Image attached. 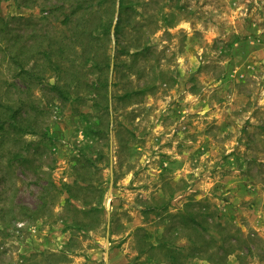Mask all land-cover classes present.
I'll return each instance as SVG.
<instances>
[{"label": "rangeland", "instance_id": "1", "mask_svg": "<svg viewBox=\"0 0 264 264\" xmlns=\"http://www.w3.org/2000/svg\"><path fill=\"white\" fill-rule=\"evenodd\" d=\"M94 16L109 67L77 79ZM0 18V96L42 111L0 147V264H264V0H0ZM43 36L69 73L21 78L6 54Z\"/></svg>", "mask_w": 264, "mask_h": 264}, {"label": "trees", "instance_id": "2", "mask_svg": "<svg viewBox=\"0 0 264 264\" xmlns=\"http://www.w3.org/2000/svg\"><path fill=\"white\" fill-rule=\"evenodd\" d=\"M75 15V10H73L71 12V14L66 15L65 16V20L66 21H72V15ZM73 15V16H74ZM119 19H117V22L115 23V25L113 26V21H112V17L107 20V22L104 25H100L101 27V31L99 33H97L96 31L98 30V26L97 25V18L96 16H94L93 20L90 22V24L94 23V27L93 29H84V32L80 31L79 35H76L74 38V42H76V46H77V50L79 51V57L81 56L82 60H80L79 66L76 68L79 71H77L74 75L75 78L77 79H81L82 77H78L79 73L83 71V69L85 70V66L87 64L88 61L91 62V66L92 64H94L93 69L96 70L97 72V78H103V74L104 73V69L109 67V55L106 54L105 52V47L103 50L102 55H104V58H102L100 61L97 54H98V50H94V48L91 45V42L95 41V42H99L102 41L103 43H107L110 41V32H111V28L113 26V30H114V34L118 35L119 29H120V14L118 16ZM0 23H2V19L0 18ZM89 24V25H90ZM84 38V39H83ZM47 41L45 42V45L43 44V41ZM34 40L31 44H27L25 42V44L22 45V47L17 50V52L12 55V51H8L9 53L6 54L7 57V61L9 62V64H14L15 66H17L19 68V71L21 73L22 76H20L21 78H28V77H32V78H37L38 81L42 78L41 75H38L40 70L43 68H49L50 72H57V74L61 77V74L63 73H69L70 70V65L67 67L63 64V61L65 59V55L66 52L64 50V45L63 40L60 38L59 40H55L53 41V39H45V36L42 37L41 40ZM42 43V44H41ZM37 44V45H36ZM42 46V47H41ZM8 47H12V44L8 42V44L5 46L6 50H8ZM26 54V55H25ZM26 56V57H25ZM31 56V57H29ZM33 59L32 64L29 67L27 66V62L30 59ZM10 60V61H9ZM72 67H76L77 65H73L71 64ZM75 69V70H76ZM74 70V69H73ZM59 72V73H58ZM85 74V73H84ZM99 79V78H98ZM22 80V79H21ZM103 82L102 80H99V82ZM85 85L88 86H95V83H88V82H84L82 81ZM3 84L8 85V83L2 82ZM23 88L26 89H30L29 84L26 83L25 81H22ZM40 83V82H39ZM80 85V84H79ZM100 87H97L96 90H99L98 92L95 93L98 95L97 97L100 98H104L106 99V101L108 102V97L103 96L102 93V88H105V83H101ZM10 86V85H9ZM5 87L7 89H9L6 86H2ZM50 88L52 90H54L55 92H57L58 97L61 99L66 100L67 97V91H64L62 85H60L57 81L52 83L50 85ZM75 88V87H73ZM8 91V90H6ZM10 91V90H9ZM4 98H2V95L0 96V147L2 146L3 142L6 141L8 139V137L10 135H14V134H21L23 131V127L26 126L25 123H23L24 121L28 122V124H32L34 122L33 120V116L36 115V113H41L42 111L38 110H33V113L31 111L28 110V108H25L28 105H25V101L24 103L21 102L18 105H16L14 107L13 103H11V101H6L3 100ZM98 103H96L97 105ZM31 106V105H30ZM34 106L32 105V108ZM24 108V109H23ZM35 108V107H34ZM32 113V114H31ZM36 117V116H35ZM22 131V132H21ZM19 134V135H20ZM17 138V140H20V136H15ZM68 191V189H67ZM69 198H73V199H79L77 196L75 195H69L65 202L69 203ZM44 203V201L41 202V204ZM73 210L75 212H81L80 209L78 208H73ZM83 213H85L86 211H82Z\"/></svg>", "mask_w": 264, "mask_h": 264}]
</instances>
